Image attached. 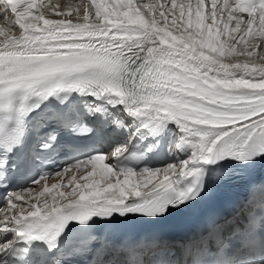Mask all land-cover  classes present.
<instances>
[{
    "label": "snow or ice",
    "instance_id": "snow-or-ice-1",
    "mask_svg": "<svg viewBox=\"0 0 264 264\" xmlns=\"http://www.w3.org/2000/svg\"><path fill=\"white\" fill-rule=\"evenodd\" d=\"M73 2L0 0V264H264V215L217 211L264 169V0H211L207 16L204 0ZM63 132L109 151L52 170L88 174L41 202L61 186H33L84 144ZM165 152L188 158L148 166ZM147 244L158 259H129Z\"/></svg>",
    "mask_w": 264,
    "mask_h": 264
},
{
    "label": "bare ground",
    "instance_id": "bare-ground-1",
    "mask_svg": "<svg viewBox=\"0 0 264 264\" xmlns=\"http://www.w3.org/2000/svg\"><path fill=\"white\" fill-rule=\"evenodd\" d=\"M236 0H229V3L232 4L233 6H235L234 2ZM117 2H125V0H105V3L107 4H114ZM133 2H137V0H133ZM149 3H155V4H160V5H170L171 0H148ZM197 0H176L177 4H192L193 8L196 4ZM37 5L39 4H49L52 6H58L60 8V10H67L69 7L75 9L76 5L73 2V0H37L36 1ZM204 14L205 16H207L208 14V10L211 7V0H204ZM223 4V0H217V6H221ZM46 15L48 16H52L53 12L49 11ZM237 15H241V16H247L244 15L243 13H237ZM187 17H185L186 19ZM226 20V17L223 18ZM9 23H11V20L8 21ZM2 23V22H0ZM191 31V30H190ZM174 34H176L174 32ZM225 38H222V42H224ZM4 37L0 36V41H3ZM105 163H108V160L106 159ZM90 168V166H89ZM81 173H83L84 175L88 174V169H84L83 167L81 168V171H77L74 168H70L69 171L64 172V174L62 176H58L54 179L51 180H47L44 181L41 185L35 187L33 189L32 195L34 196H39V192L43 191V185H47L49 188H51V186L53 184H59L61 187L59 189L53 190L51 192L45 193L43 196H40L39 199L41 202L47 200L49 203L52 202V197L55 195L57 196V199H61L58 196L59 191H64L65 193H70L72 188L75 187L76 183H80L83 184L84 180L81 178ZM72 176L76 177V180L74 182L72 181ZM71 182V183H70ZM29 200L31 202H35L34 200H31V197H29Z\"/></svg>",
    "mask_w": 264,
    "mask_h": 264
},
{
    "label": "rangeland",
    "instance_id": "rangeland-1",
    "mask_svg": "<svg viewBox=\"0 0 264 264\" xmlns=\"http://www.w3.org/2000/svg\"><path fill=\"white\" fill-rule=\"evenodd\" d=\"M179 5V4H178Z\"/></svg>",
    "mask_w": 264,
    "mask_h": 264
}]
</instances>
